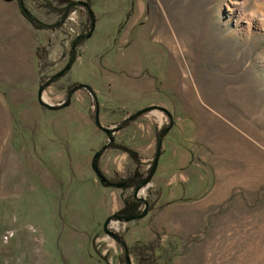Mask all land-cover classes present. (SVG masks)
I'll list each match as a JSON object with an SVG mask.
<instances>
[{
    "label": "rangeland",
    "instance_id": "obj_1",
    "mask_svg": "<svg viewBox=\"0 0 264 264\" xmlns=\"http://www.w3.org/2000/svg\"><path fill=\"white\" fill-rule=\"evenodd\" d=\"M25 1L36 17L56 19L41 0ZM89 3L97 16L90 37L41 95L60 106L75 82L96 98L81 89L49 110L38 102L39 84L67 62L84 15L72 13L56 31L33 28L14 0H0V264H125L103 223L133 190L103 186L91 168L108 138L93 120L95 102L100 124L116 130L123 117L153 106L114 132L138 157L110 149L100 159L124 152L144 173L174 121L162 152L172 141L193 153L190 165L175 167L194 200L174 209L176 225L153 226L169 189L151 178L136 197L150 192L153 208L132 222L111 219V231L132 245L152 230L161 264H264V0Z\"/></svg>",
    "mask_w": 264,
    "mask_h": 264
},
{
    "label": "trees",
    "instance_id": "obj_2",
    "mask_svg": "<svg viewBox=\"0 0 264 264\" xmlns=\"http://www.w3.org/2000/svg\"><path fill=\"white\" fill-rule=\"evenodd\" d=\"M22 8L24 9V5H23V0H19ZM78 3L74 0H67L64 1L62 3H59L57 0H43L41 6L46 10L47 13H55V14H59V18L57 21H53V22H46L38 17H36L35 15L31 14V13H26V18L27 20L35 27L38 28H59L61 25V21L64 17H66L69 12H71L77 5ZM131 4L132 1L130 3V9H129V13L131 10ZM87 10L90 12L92 11L90 8V5L87 4ZM128 16L126 17V20L128 19ZM89 23L91 22V20L88 21ZM126 22V21H124ZM88 23V28L90 27ZM85 38L84 36L80 35L78 37H75L72 41H71V45H74V48L72 49L70 58L68 60L69 64H72L76 58V56L79 54L77 48L79 47V45H82L84 42ZM77 47V48H76ZM41 80L43 79V77H39ZM79 85L78 83L73 84L70 89L68 90L67 96L71 95V93L78 88ZM91 94L93 95L94 98H96L95 96V92L90 89ZM97 102H95L96 104ZM136 112L132 113L127 119H125L123 121V124L127 125L131 120H134L137 116H139L140 114H135ZM133 116V117H132ZM96 116L94 115V118ZM170 117H172L170 115ZM169 128V125L164 127V129H162V131L159 133V137L157 138V147H156V152H159L160 154L162 153V149H161V136L162 134ZM108 148L110 149H119V150H124L126 151L129 155H131V158H137V152L130 148L127 145H123V144H118V143H111L109 144ZM143 178L141 177L140 173L138 172L137 169H135L134 173L132 174V176H130L127 179H119L120 182H125L127 185H132L133 189L138 188L142 182H143ZM159 192V191H158ZM160 194L158 193V196ZM123 201L125 203L124 208H122L121 210H118L116 213H114L113 215L116 216H120V217H124L126 215L132 216L135 215V211H133V208L135 206H138L139 204L145 203L146 204V209L147 210H151L155 204V199L151 198V194L149 192V195L147 197H143V198H139V197H135L134 195H128V197L122 196ZM132 205V209L129 208L128 205ZM118 239L117 242L120 244V246L122 247V252L124 254V257L126 254H133V256L136 258V260L138 261V264H161L158 262L157 260V255L154 253L155 250V242L151 241V242H141V243H135L133 245H127V243L124 240L123 234L122 233H118ZM125 261V260H124ZM164 264V263H163Z\"/></svg>",
    "mask_w": 264,
    "mask_h": 264
},
{
    "label": "crops",
    "instance_id": "obj_3",
    "mask_svg": "<svg viewBox=\"0 0 264 264\" xmlns=\"http://www.w3.org/2000/svg\"><path fill=\"white\" fill-rule=\"evenodd\" d=\"M144 116L147 117V115H144ZM175 122L176 121L171 123V125L168 129L169 131H172L175 128V126L177 125V123H175ZM130 126L131 125H129V127ZM148 127H150V126H148ZM129 141H130L129 142L130 145H132L131 139H129ZM107 142H108V140H106L103 145H105ZM168 145H171V146L169 147ZM168 145L163 144V146H162L163 152L160 154L159 157L161 158V156L164 154H170V157H166L165 160L162 163H160V165L158 164V167H156V169L152 175V178H157L158 180L160 178L161 181L165 182V186L169 189L167 197L164 198V194H162L161 198H159V200L157 201L159 205H163L162 206V208L164 210L163 215H160L157 212L156 213L153 212V216H152L153 226L157 230H159V228L164 229L165 228L164 226H169V229H171V226L176 225V224H174V222L178 218V215H176V212L174 209L179 208V206H182V203L194 202V200H189V199L193 198V193L188 192L187 185L183 184L182 186H180V184L178 183L179 174L175 173L177 170V168H175V167L185 166V164H187V163L190 165L192 163V162H190V160H191V157H193L192 156L193 153L191 151L186 150V149L182 148L181 146H179L180 144L177 145L176 143H173L172 141H168ZM167 148H168V151L166 152ZM105 155L106 156L104 158H102L103 160L100 159V164H101V169L104 172V174L110 173L109 176L119 177V178L126 177L137 166L136 164H134L136 166H133V163L131 161L132 159L128 160L127 155H125L124 152L120 153V152L112 151V152H109ZM165 168H169L170 173L166 177H162L163 174L158 173V170L159 169L164 170ZM186 178H187L186 180H189L188 177H186ZM161 181H158V184H157V182H155L154 185H159V183H161ZM118 193H119L118 194V197H119L121 192H118ZM110 194H111V192H110ZM191 194H192V197H191ZM115 195L116 194H114V196ZM116 197H117V195L115 196V198ZM122 205H123V203H122ZM122 205L120 207H122ZM159 207L160 206H157V208H155V209L157 210ZM186 215L189 218H191V213L188 212V213H181L180 219L182 218V216L185 217ZM188 217H185V218H188ZM129 222H132V221H129ZM129 225H127V226H129ZM146 231H148V234H149L147 236V238H145V239L142 238L141 240L136 239L133 243H139V242H144V241L150 240L153 236V231L150 229L148 230L147 228H146Z\"/></svg>",
    "mask_w": 264,
    "mask_h": 264
},
{
    "label": "flooded vegetation",
    "instance_id": "obj_4",
    "mask_svg": "<svg viewBox=\"0 0 264 264\" xmlns=\"http://www.w3.org/2000/svg\"><path fill=\"white\" fill-rule=\"evenodd\" d=\"M15 2H16V5H17V7H18V9H19V11H20V13L25 17V19L27 20V16H26V13L28 12V13H31V14H33L34 15V13L30 10V8L26 5V1L25 0H23V5H24V9L22 8V6H21V4H20V2H19V0H14ZM67 1V0H66ZM74 1H76L78 4L76 5V7L71 11V12H69V14L66 16V17H64L63 19H62V21H61V25H60V29L62 28V26L63 25H65V23L67 22V20H68V18H69V16L72 14V13H75V12H79L80 14H82L83 13V18L80 20V22H79V31L76 33V35H74L73 37H72V39L71 40H73L75 37H78V36H80V35H82V36H84V38L85 39H87V38H89L90 37V35H91V33H92V31H93V27H94V22L97 20V16H96V14L93 12V11H88L87 10V4L88 5H90V3H89V0H74ZM42 2H43V0H41V2L39 3L40 4V6H41V4H42ZM62 2V1H61ZM42 7V6H41ZM91 8V7H90ZM44 9V8H43ZM45 10V9H44ZM46 11V10H45ZM47 13V12H46ZM47 14H51V15H55L56 16V19L55 20H53V21H57L58 20V18H59V14H55V13H47ZM70 19V18H69ZM89 20H91V22L89 23L88 21ZM28 21V20H27ZM52 21V22H53ZM29 22V21H28ZM30 23V22H29ZM49 23V22H48ZM88 23L90 24L89 26V28H88ZM31 24V23H30ZM31 26L33 27V28H36L35 26H33L32 24H31ZM46 30H50V31H56L57 30V28H46ZM85 41V40H84ZM84 43V42H83ZM83 45V44H82ZM74 48V45H71V48L67 51V62L65 63V65L59 70V71H57V72H55L54 74H51L50 76H47L46 77V80L44 81V82H42L41 84H39V86L40 85H43L44 83H46V82H48V84L47 85H45L44 86V88H43V90L48 86V85H50L52 82H55L56 80H58L60 77H63L65 74H66V72L68 71V69L69 68H71V66L73 65V63L72 64H69L68 63V60H69V58H70V55H71V52H72V49ZM78 52H80V50L78 51ZM79 55V54H78ZM78 55L76 56V58L78 57ZM76 58H75V60H76ZM74 60V61H75ZM69 64V67L67 68V69H65L64 70V72L60 75V76H58V77H56L55 75L57 74V73H59L62 69H64L65 68V66L66 65H68ZM73 84H75V82H71V83H68L65 87H64V90L66 91V102H68V99H69V102H68V104H66V102H63V104L62 105H60V106H53V107H55V108H53V109H49L47 106H45V105H42V106H45L47 109H49V110H56V109H60V108H63V107H66V106H68L69 104H70V98L72 97V95L76 92V91H79V90H81V89H85V90H87L88 91V93L90 94V96H92L93 97V95L91 94V92H90V89H92L90 86H86V85H84L83 83H78V85H79V87L78 88H76L72 93H71V95H69V96H67V93H68V90L70 89V87L73 85ZM77 84V83H76ZM39 88V87H38ZM93 90V89H92ZM94 91V90H93ZM95 92V91H94ZM50 105V104H49ZM96 112L98 113V103H96L95 104V116H96ZM93 118V117H92ZM128 117L126 116V117H123V119L122 120H120V123H118V124H116V126H117V130L115 129V127L114 128H109V129H114V130H110V132H109V134L108 133H106V132H104L106 135H107V137H108V142L105 144V145H103L102 147H100V149H98L97 151H96V153L95 154H97L98 156L96 157V165H97V167H98V169H99V171L104 175V176H106V178H107V181L108 182H110V184H106V183H103L102 182V185L103 186H108L109 188L110 187H112V188H124L125 190L126 189H131V190H133V195L136 197L137 196V193L139 192V190L142 188V187H144V186H147V184L149 183V181L151 180V178H152V175L150 176V178H149V180L147 181V182H145V180H146V177L150 174V171H151V166H152V160H153V158H152V160H149V161H147V163H146V161L145 162H143L144 164H145V166H146V168H147V170H145V172L144 173H140V175H141V177L144 179L143 180V182H142V184L138 187V188H135V189H133V186L132 185H127L125 182H120L119 181V179H127V178H129L130 176H132V174L134 173V171H135V169H137V170H139L140 169V166L141 165H139L138 167H135V169H134V171H132V172H130L129 173V175L128 176H126V177H123V178H119V177H113V176H109V175H107V174H104V172L102 171V169H101V166L99 165L100 164V158H101V156L103 155V153H104V151H108V150H110V148H108V146H109V144H111V143H117L116 141H115V134H114V132L115 131H119L120 129H122L123 127H125L126 125L125 124H123V121L125 120V119H127ZM93 120H94V122H95V118H93ZM100 123V122H99ZM96 124V123H95ZM97 125V124H96ZM128 125V124H127ZM97 127H98V125H97ZM100 130H102L100 127H98ZM109 136H111V139H109ZM119 144V143H118ZM94 154V155H95ZM92 158H93V156H92ZM91 164H92V159H91ZM90 164V165H91ZM143 168V167H142ZM93 170V169H92ZM93 172H94V170H93ZM96 175V174H95ZM97 176V175H96ZM98 178V177H97ZM99 179V178H98ZM121 184V186L120 187H118L117 186V184ZM121 194H123V193H121ZM123 196V195H122ZM125 206H127V205H125V203L123 202V207L122 208H124ZM129 206V208L130 209H132V205L130 204V205H128ZM142 207H146V204L145 203H142V204H139L138 206H135L134 208H133V211H135V214H136V216L135 215H132V216H129V215H126V216H124V217H122V219L121 220H125V221H133V220H135V219H139V218H142V217H139V215L140 214H142L144 211H146V213H144L143 214V217L148 213V211L149 210H147L146 208L145 209H143ZM122 208H120V209H118V210H121ZM118 210H116V212L118 211ZM116 212H114V213H116ZM113 213V214H114ZM112 214V218L111 219H114V218H117L118 219V217H120V216H116V215H113ZM133 216H135V218L133 219V220H126L125 218H127V217H133ZM118 234V233H117ZM123 234V233H122ZM118 239V238H117ZM116 239V240H117ZM144 242H149V241H144ZM151 242V241H150ZM139 243H141V242H139ZM119 244V243H118ZM133 244H135V243H132V245ZM120 245V244H119ZM126 255H129V254H126ZM125 255V256H126ZM124 260H125V257H124ZM125 264H126V262H125Z\"/></svg>",
    "mask_w": 264,
    "mask_h": 264
},
{
    "label": "water",
    "instance_id": "obj_5",
    "mask_svg": "<svg viewBox=\"0 0 264 264\" xmlns=\"http://www.w3.org/2000/svg\"><path fill=\"white\" fill-rule=\"evenodd\" d=\"M68 67H69V64L66 65L65 68L62 69L59 73H57L55 76H56V77L60 76V75L64 72V70L67 69ZM47 84H48V82H46V83H44L43 85H40V86H39L38 91H37V99H38V102H39L41 105H45V106H47L49 109H53V108H55V107H53L52 105H49L48 103H46L45 101H43V99H42V95H41L44 86L47 85ZM86 86H87V85H86ZM68 102H69V99H68ZM68 102H66V104H68ZM152 108H153V106H148V107L142 108V109L136 111L135 114H137V115H138V114H141V113L146 112V111H148V110H150V109H152ZM132 117H133V116H132ZM95 123L98 125V127H100L104 132H106V133H108V134H109L110 130H114V129H109V128H107V127H103V126L99 123V116H98V113H97V112H96V117H95ZM109 139H111V136H109ZM97 156H98L97 154H95V155L93 156L91 167H92V169L94 170V172H95V174L97 175V177L99 178L100 182H103V183H106V184H110V182L107 181L106 176H104V175L99 171V169H98V167H97V165H96V157H97ZM159 156H160V153H159V152H157V153L154 155L153 160H152L151 171H150V174L146 177L145 182H147V181L149 180L150 176L154 173V171H155V169H156V167H157V163H158ZM117 186L120 187L121 184L118 183ZM144 213H146V211H144L142 214H140L139 217H143V214H144ZM111 218H112V216H109V217H107V218L105 219V221H104V223H103V230H104L108 235H110V236H112L113 238L117 239V238H118L117 233L114 232V231H111V229H109V222H110ZM134 218H135V216H133V217H127V218H125V219H126V220H133ZM118 219L121 220L122 217H118ZM125 262H126V264H132V263L130 262L129 255H126V256H125Z\"/></svg>",
    "mask_w": 264,
    "mask_h": 264
}]
</instances>
